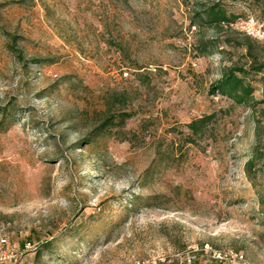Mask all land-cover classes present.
<instances>
[{
    "label": "rangeland",
    "instance_id": "obj_1",
    "mask_svg": "<svg viewBox=\"0 0 264 264\" xmlns=\"http://www.w3.org/2000/svg\"><path fill=\"white\" fill-rule=\"evenodd\" d=\"M213 1L0 0V234L19 264H264V159L247 171L241 149L264 150V76L249 104L208 92L249 65L240 31L198 20Z\"/></svg>",
    "mask_w": 264,
    "mask_h": 264
},
{
    "label": "trees",
    "instance_id": "obj_2",
    "mask_svg": "<svg viewBox=\"0 0 264 264\" xmlns=\"http://www.w3.org/2000/svg\"><path fill=\"white\" fill-rule=\"evenodd\" d=\"M244 7L241 8L240 5ZM237 9H240L239 11ZM264 13V0H214L200 11L196 12V16L201 23L215 25L225 30H233L225 28L224 23L231 22L237 18H244L247 15H262ZM259 20H263L254 16ZM239 32V31H238ZM244 37L245 55L248 58V67L242 65L224 66L219 78L214 80L208 87L210 94H220L231 99L235 104H249L253 102V93L255 87L251 83L248 76L251 73L262 74L264 76V60L259 58L256 47L259 46L258 40L240 32ZM230 42L229 39L225 43ZM214 119V113L203 115L193 119L187 124L192 133L203 131ZM248 159L245 161V168L252 169L259 159H264V150L257 145L242 147ZM30 242V241H28ZM206 264L205 262H202ZM186 264V260L183 261ZM214 264H223L218 260H214Z\"/></svg>",
    "mask_w": 264,
    "mask_h": 264
},
{
    "label": "built area",
    "instance_id": "obj_3",
    "mask_svg": "<svg viewBox=\"0 0 264 264\" xmlns=\"http://www.w3.org/2000/svg\"><path fill=\"white\" fill-rule=\"evenodd\" d=\"M223 26L225 28H231L243 32L261 42H264V20H259L252 15H247L244 18H237L231 22L224 23ZM24 247L30 248V242H25ZM230 255L232 260H236L237 262L244 264L243 256L241 254L235 253ZM21 256L22 252L10 245L6 234H0V264H19ZM213 259L222 262V257L219 253L214 254ZM186 264L204 263L200 261L198 263H192L189 260H186Z\"/></svg>",
    "mask_w": 264,
    "mask_h": 264
},
{
    "label": "crops",
    "instance_id": "obj_4",
    "mask_svg": "<svg viewBox=\"0 0 264 264\" xmlns=\"http://www.w3.org/2000/svg\"><path fill=\"white\" fill-rule=\"evenodd\" d=\"M240 5V4H239ZM241 6V8H243L244 9V7L242 6V5H240Z\"/></svg>",
    "mask_w": 264,
    "mask_h": 264
}]
</instances>
